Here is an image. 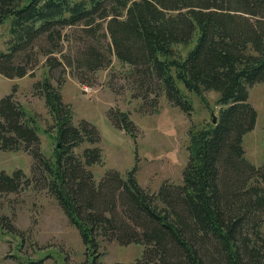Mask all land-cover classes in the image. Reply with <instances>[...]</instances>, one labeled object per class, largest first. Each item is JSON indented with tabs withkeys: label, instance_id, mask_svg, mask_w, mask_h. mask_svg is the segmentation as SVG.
Returning <instances> with one entry per match:
<instances>
[{
	"label": "trees",
	"instance_id": "16d2710c",
	"mask_svg": "<svg viewBox=\"0 0 264 264\" xmlns=\"http://www.w3.org/2000/svg\"><path fill=\"white\" fill-rule=\"evenodd\" d=\"M7 22L0 73L8 78L33 76L46 57L47 66H74L80 83L91 84L115 55L154 111L165 96L189 114V93L206 91L219 94L220 109L216 123L191 132L182 182L151 193L135 169L95 179L88 167L102 162L99 129L87 120L73 123L71 106L49 78L35 88L61 147L45 155L40 126L16 100L15 86L0 98V149L27 151L32 176L0 169V195L38 177L80 231L92 264L102 240L142 244L133 264H264V165L250 162L243 146L258 116L249 91L264 83V0H0V25ZM67 28L80 43L64 62L54 54L70 37ZM191 44L185 56L177 48ZM108 116L137 136L129 112L110 109ZM84 142L95 146L77 155ZM5 220L0 215V224Z\"/></svg>",
	"mask_w": 264,
	"mask_h": 264
},
{
	"label": "rangeland",
	"instance_id": "374dc122",
	"mask_svg": "<svg viewBox=\"0 0 264 264\" xmlns=\"http://www.w3.org/2000/svg\"><path fill=\"white\" fill-rule=\"evenodd\" d=\"M65 33L70 37L64 38L62 52L54 54L59 59L64 55L74 58L80 43L72 28H67ZM9 36V22L0 25V49H6ZM192 46L177 48L185 56ZM45 61L46 57H41L33 76L8 78L0 73V98L17 87L16 100L40 126V147L45 155L52 156L59 141L56 129H52L54 120L45 97L35 84L49 78L60 87L65 103L71 106L73 123L79 125L87 120L99 129L101 141L95 145L102 149V162L88 167L97 181L110 170L125 175L135 169L138 182L151 193L158 192L165 182H182L189 161L191 132L213 122L214 115L218 118L217 92L206 91L201 95L190 92L194 110L189 114L168 102L165 96L154 111L128 77L130 68L122 65L115 55L108 67L90 78L91 84L80 83L74 66L52 68ZM249 101L258 116L254 129L244 136L243 146L246 158L261 166L264 165V83L250 88ZM110 109L129 112L137 136L114 127L108 119ZM95 145L84 142L74 151L82 155L85 148ZM32 163V156L25 150L0 149V169L8 173L22 168L31 177ZM36 179L18 192L0 195V215L6 217L0 224V264H92L80 231L71 224L58 200ZM7 222L14 225L15 232H10L12 228ZM144 248L142 244L122 245L115 240H102L98 264H133L142 257Z\"/></svg>",
	"mask_w": 264,
	"mask_h": 264
},
{
	"label": "water",
	"instance_id": "95a60500",
	"mask_svg": "<svg viewBox=\"0 0 264 264\" xmlns=\"http://www.w3.org/2000/svg\"><path fill=\"white\" fill-rule=\"evenodd\" d=\"M217 122V118H216V115H214L213 117V123H216ZM58 146L61 147V143H58Z\"/></svg>",
	"mask_w": 264,
	"mask_h": 264
}]
</instances>
